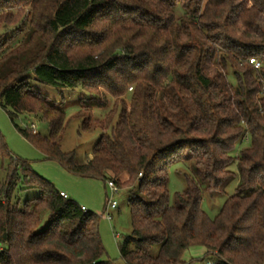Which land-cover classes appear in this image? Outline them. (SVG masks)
Masks as SVG:
<instances>
[{"label":"trees","instance_id":"obj_1","mask_svg":"<svg viewBox=\"0 0 264 264\" xmlns=\"http://www.w3.org/2000/svg\"><path fill=\"white\" fill-rule=\"evenodd\" d=\"M0 22L17 24L0 43V106L12 120L39 115L48 135L20 132L72 174L127 189L126 264H187L193 246L203 264H264V0H0ZM32 76L86 93L73 118L102 134L85 163L62 150L67 113ZM194 157L172 205L169 168ZM234 165L236 191L211 219L204 193L223 192ZM29 189L39 195L16 199ZM95 217L0 132V264H113Z\"/></svg>","mask_w":264,"mask_h":264},{"label":"rangeland","instance_id":"obj_2","mask_svg":"<svg viewBox=\"0 0 264 264\" xmlns=\"http://www.w3.org/2000/svg\"><path fill=\"white\" fill-rule=\"evenodd\" d=\"M16 27V23L0 22V43L11 36L16 31ZM17 39L12 42L13 45L16 44ZM230 80L234 81V78L231 77ZM30 82L42 93L58 101L60 103L59 107L67 113L68 122L62 141V150L64 152L75 151L76 162L79 164L85 163L91 156L93 146L102 134L101 129L87 133L81 132V120L73 118L80 108L79 103L81 98L86 93L80 88L57 89L36 80L33 76ZM113 101L110 99L111 104ZM100 114L101 112L96 111L95 117H98ZM32 125H34V128ZM19 128L30 131L34 129L35 133H40L43 136L49 133V125L45 121H42L39 115L22 114L12 120L7 110L0 106V132L5 137L9 150L19 158L27 160L31 167L40 176L49 180L57 190L66 192L78 204L94 212L105 247L102 259L109 260L113 264H126L120 255V245L133 230L127 189L120 188V191L113 195L107 188V183H104L103 180L72 174L60 162L49 158L47 152L26 138ZM249 146V136L243 137V139L237 142L231 151V155L237 157L240 150ZM197 162V158L194 157L186 161H177L170 166V204H175L176 193L183 192L188 187L186 176L196 177L195 166ZM231 168L237 173V177L223 192H219L214 196H210L207 192L204 193L201 208L211 219H214L218 215L227 197L233 195L236 191L239 182L237 165ZM38 195V189H29L18 192L16 199L19 198L23 202ZM111 197L117 201L118 206L116 209L108 208L112 216V219H109L106 215V208L108 206V198ZM47 221V213H44L42 223L39 226L40 229H43L47 225ZM158 250V245L153 246L151 250L152 255H156ZM205 253L206 249L203 246H193L185 251L183 259L187 264H203L201 260L205 256Z\"/></svg>","mask_w":264,"mask_h":264},{"label":"built area","instance_id":"obj_3","mask_svg":"<svg viewBox=\"0 0 264 264\" xmlns=\"http://www.w3.org/2000/svg\"><path fill=\"white\" fill-rule=\"evenodd\" d=\"M250 63H252L254 65L255 68H259L260 67V63L258 61H256L255 59H251ZM34 128V125H32ZM35 131V130H34ZM107 188L112 192V194H116L120 191V187L113 181V180H108L107 181ZM61 195L63 197H69L68 194L64 191H61ZM118 206L117 201H115L114 199L108 198V206L106 208V215L109 219H112L111 213H110V209H108L109 207L112 209H116ZM85 209V208H84ZM211 264V263H209Z\"/></svg>","mask_w":264,"mask_h":264},{"label":"crops","instance_id":"obj_4","mask_svg":"<svg viewBox=\"0 0 264 264\" xmlns=\"http://www.w3.org/2000/svg\"><path fill=\"white\" fill-rule=\"evenodd\" d=\"M85 208V206H83ZM86 209V208H85Z\"/></svg>","mask_w":264,"mask_h":264}]
</instances>
